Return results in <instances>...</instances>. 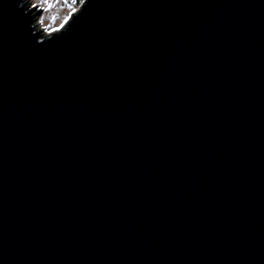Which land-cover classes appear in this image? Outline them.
<instances>
[{
	"label": "water",
	"instance_id": "1",
	"mask_svg": "<svg viewBox=\"0 0 264 264\" xmlns=\"http://www.w3.org/2000/svg\"><path fill=\"white\" fill-rule=\"evenodd\" d=\"M19 4L0 264H264V0H84L47 35Z\"/></svg>",
	"mask_w": 264,
	"mask_h": 264
},
{
	"label": "rangeland",
	"instance_id": "2",
	"mask_svg": "<svg viewBox=\"0 0 264 264\" xmlns=\"http://www.w3.org/2000/svg\"><path fill=\"white\" fill-rule=\"evenodd\" d=\"M23 1L26 2L27 0ZM74 2V0H29L30 7L38 6L33 10L36 11L38 10V8L42 9L40 15L37 17V19H35L33 23L36 25L37 29L44 35L57 31L65 24V16H67L69 19L71 15L76 12L82 5L80 4L78 6H75ZM69 4L72 5L71 8L69 7ZM72 8L75 9L74 12L72 11ZM69 13L71 14L69 15Z\"/></svg>",
	"mask_w": 264,
	"mask_h": 264
},
{
	"label": "snow or ice",
	"instance_id": "3",
	"mask_svg": "<svg viewBox=\"0 0 264 264\" xmlns=\"http://www.w3.org/2000/svg\"><path fill=\"white\" fill-rule=\"evenodd\" d=\"M16 3L19 5V7H23V5H20L19 4V0H16ZM69 7L71 8L72 7V5L71 4H69ZM72 11L74 12L75 11V9L74 8H72ZM71 13H69V15H70ZM68 19V17L67 16H65V20H67Z\"/></svg>",
	"mask_w": 264,
	"mask_h": 264
},
{
	"label": "trees",
	"instance_id": "4",
	"mask_svg": "<svg viewBox=\"0 0 264 264\" xmlns=\"http://www.w3.org/2000/svg\"><path fill=\"white\" fill-rule=\"evenodd\" d=\"M74 1H75V2H74L75 6H78V5L82 4V2H83L84 0H74Z\"/></svg>",
	"mask_w": 264,
	"mask_h": 264
}]
</instances>
